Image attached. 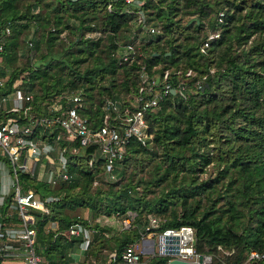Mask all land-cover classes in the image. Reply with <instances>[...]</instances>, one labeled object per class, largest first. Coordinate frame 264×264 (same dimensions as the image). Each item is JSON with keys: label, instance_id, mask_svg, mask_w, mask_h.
<instances>
[{"label": "trees", "instance_id": "16d2710c", "mask_svg": "<svg viewBox=\"0 0 264 264\" xmlns=\"http://www.w3.org/2000/svg\"><path fill=\"white\" fill-rule=\"evenodd\" d=\"M143 9L136 23L122 0H0V101L19 89L40 112L73 89L95 128L106 98L131 101L121 95L138 90L142 64L149 77L169 70L173 83L190 87L146 112L152 137L126 145L115 180L105 179L102 160L88 165L92 146L69 158L70 180L19 173L22 188L56 197L51 215L36 214L34 250L41 264H67L84 239L68 232L78 222L90 230L80 264H126L122 250L139 241L153 214L162 217L157 230L190 226L195 250L213 254L212 264H264L247 258L250 250L264 254V0H148ZM209 31L219 35L201 50ZM128 43L134 52L124 60ZM1 160L8 162L0 153ZM77 207L93 219L133 216L114 229L72 214ZM139 264H168V257L142 255Z\"/></svg>", "mask_w": 264, "mask_h": 264}, {"label": "built area", "instance_id": "2783aa9c", "mask_svg": "<svg viewBox=\"0 0 264 264\" xmlns=\"http://www.w3.org/2000/svg\"><path fill=\"white\" fill-rule=\"evenodd\" d=\"M122 1L125 9L134 14L136 23H143V6L148 0ZM106 6L110 9L112 2L109 1ZM222 15L223 12L218 13L219 20ZM154 30L150 27V31ZM218 35L219 31H209L200 49L205 50L210 40ZM132 52L133 44H126L122 58L129 59ZM191 73V70L186 71V75ZM139 78L138 90L133 93L130 102L122 104L117 99L104 100L101 124L95 128H91L87 118L78 110L82 104L80 91L66 89L55 94L40 112L35 111L29 103L32 94L28 92L17 89L11 97L1 99L0 153L7 156L8 162L0 161V175L3 178L2 184L0 181V264H41V257L34 250L36 214L51 215L53 208L50 204L56 200L54 196L35 193L30 186L22 188L20 172H27L32 177L52 184L70 180L72 172L68 165L69 158L78 152V148L92 146L93 149L87 154L88 165L102 160L105 179L115 180V165L125 155L126 145L133 138L145 141L152 137V133L147 131L146 112L157 108L165 96L179 94L186 97L190 90L183 81L173 83L169 70H165L162 76L149 77L142 64ZM194 84L200 87L202 79L196 80ZM3 111L16 113L18 117H4ZM132 216L133 213L128 212L121 219L122 227L130 225ZM159 223L160 218H149L139 242L129 244L122 250L120 258L123 263L139 264L142 255L151 253L166 256L168 260L178 257L195 264H212L213 254L195 250L193 230L191 238L182 242V226L154 229ZM47 224L48 228L56 230L55 221L49 220ZM68 232L70 235L82 234L84 239L81 246L83 249L88 246L90 230L87 227L75 222L69 225ZM109 256L114 259L117 253L111 251ZM263 257L262 252L250 250L247 258L258 260Z\"/></svg>", "mask_w": 264, "mask_h": 264}, {"label": "rangeland", "instance_id": "374dc122", "mask_svg": "<svg viewBox=\"0 0 264 264\" xmlns=\"http://www.w3.org/2000/svg\"><path fill=\"white\" fill-rule=\"evenodd\" d=\"M136 28V27H135ZM94 34H96V33H87L86 34V36L87 35H94ZM142 35L144 36L145 35V33L143 32L142 33ZM141 35V36H142ZM141 36H139L138 37V39L141 37ZM13 94H11V96H12ZM127 95V96H126ZM132 97V94L130 93V94H125V95H121V97ZM129 100V99H128ZM128 100H126V102L128 101ZM0 181H1V184L3 183V178H2V176L0 175ZM71 213L72 214H77V215H79L80 217H82V218H85V219H87V220H90V221H92V222H94V221H96V222H99L100 224H107V225H111L114 229H119V228H121L122 227V223H121V220L120 219H118L116 216H113V215H111V216H99V217H97L96 219H93L92 217H91V212H90V210L88 209V208H84V207H77V208H75L74 210H72L71 211ZM148 216V220H149V218L150 217H153V216H155V215H153V214H148L147 215ZM155 217H158V216H155ZM158 218H162L161 216H159ZM139 242V241H138ZM137 242V243H138ZM140 245V244H139ZM84 250H85V248L83 249L82 248V246L78 249H76L75 251H76V253L78 254V255H76L75 254V251H72V252H74L73 253V255L71 256V252L67 255V257H66V259L68 260V262H67V264H80L83 260H84V258H86V254H85V252H84ZM153 253V252H152ZM149 255H151V253H147L146 255H143L144 256V258L146 257V256H149ZM41 257V256H40ZM93 257V256H92ZM42 258V257H41ZM88 259H90V257L88 258ZM42 260V259H41Z\"/></svg>", "mask_w": 264, "mask_h": 264}, {"label": "water", "instance_id": "95a60500", "mask_svg": "<svg viewBox=\"0 0 264 264\" xmlns=\"http://www.w3.org/2000/svg\"><path fill=\"white\" fill-rule=\"evenodd\" d=\"M192 228L190 226H182L181 228V241L187 242L191 238ZM201 261V255L199 256V262ZM168 264H195L193 261L173 257L168 260Z\"/></svg>", "mask_w": 264, "mask_h": 264}, {"label": "crops", "instance_id": "0c3cea01", "mask_svg": "<svg viewBox=\"0 0 264 264\" xmlns=\"http://www.w3.org/2000/svg\"><path fill=\"white\" fill-rule=\"evenodd\" d=\"M73 253H74V252L71 251V256L73 255ZM75 254L78 255V254L76 253V251H75Z\"/></svg>", "mask_w": 264, "mask_h": 264}]
</instances>
